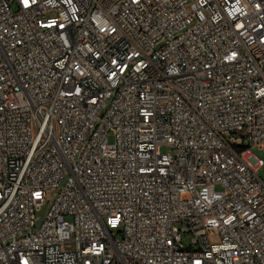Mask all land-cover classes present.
<instances>
[{"label": "built area", "instance_id": "obj_1", "mask_svg": "<svg viewBox=\"0 0 264 264\" xmlns=\"http://www.w3.org/2000/svg\"><path fill=\"white\" fill-rule=\"evenodd\" d=\"M252 148L264 0H0V264H264Z\"/></svg>", "mask_w": 264, "mask_h": 264}, {"label": "rangeland", "instance_id": "obj_2", "mask_svg": "<svg viewBox=\"0 0 264 264\" xmlns=\"http://www.w3.org/2000/svg\"><path fill=\"white\" fill-rule=\"evenodd\" d=\"M159 152H165V153H169V149L165 146L163 147H160L159 148ZM251 153L257 158V159H264V153L262 151H260L259 149L257 148H252L251 149ZM257 174L258 176H260L263 180H264V169H259L257 171ZM51 200H52V192H48L47 193V197L46 199L44 200L43 202V207H42V210L41 212L39 213L40 216H44L45 213L47 212L48 208H49V205L51 203ZM186 238H188L187 235H184L183 239L185 240ZM186 241V240H185ZM214 242L217 241L216 238L213 239ZM185 244H187V242H185ZM75 249V245L73 242H67L64 244L63 246V250L64 251H67V252H71V251H74Z\"/></svg>", "mask_w": 264, "mask_h": 264}]
</instances>
